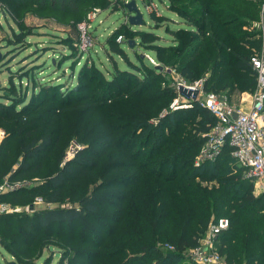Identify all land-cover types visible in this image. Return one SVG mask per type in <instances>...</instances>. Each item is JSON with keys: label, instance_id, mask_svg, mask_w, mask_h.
Segmentation results:
<instances>
[{"label": "trees", "instance_id": "1", "mask_svg": "<svg viewBox=\"0 0 264 264\" xmlns=\"http://www.w3.org/2000/svg\"><path fill=\"white\" fill-rule=\"evenodd\" d=\"M113 1L0 0L3 11L15 19L30 12L78 23L94 8H108ZM168 1V8L186 24L171 30L172 42L162 44L159 35L142 29H135L128 39L117 42L122 26L108 38L112 51L128 62V70L117 68L106 79L100 69L86 64L78 71L77 89L43 82L27 101L28 92H16L13 87L12 92L0 94V127L6 126L5 120L16 122L11 133L18 137L23 155L11 178L29 172L30 160L61 141L68 144L75 139L83 146L49 177L47 190L42 187L33 193L34 198L43 197L52 205L65 199L64 193L74 187L70 204L37 210L35 222L21 233L20 244L29 247L41 228L47 229L53 223L78 221L85 234L81 241L87 244L92 242L90 238L97 240L95 247L101 249L95 255L105 259L106 264H178L184 250L200 245L211 221L226 217L229 225L218 236V250L226 264H264V194H254L253 181L244 177V169L232 158L230 146L214 162L195 163L217 119L198 102L193 108L171 110L170 102L177 90L171 84L174 75L165 70L175 68L189 82L203 78L206 90H224L231 101L236 89L253 92L257 74L250 58L262 47L257 23L264 0ZM113 8L116 10L117 4ZM151 15L155 27L169 20L163 14ZM22 33L14 31L8 45H16ZM131 39L135 41L132 50L136 62L123 46ZM137 45L154 55L162 68L140 53ZM29 74H20L17 79ZM123 74L129 84L121 87ZM31 76L34 79V74ZM167 76L172 81L165 83ZM95 80L98 82L92 84ZM10 82L14 85L15 77ZM164 108L167 112L161 114ZM194 108L198 110L197 122L192 117ZM183 111L189 114L185 117ZM43 115L49 120L45 127L34 125ZM69 115L76 117L66 124ZM56 119L60 122L58 134L50 128ZM1 162L0 179L9 171L2 170ZM83 179L88 183L79 195ZM108 207H115L112 216ZM106 219L114 223L110 225ZM104 227L107 230L103 232ZM97 229L102 231L95 235ZM106 237L110 238L103 245ZM0 243L19 255L9 240L0 238ZM86 253L91 254L67 250L57 264H79L87 258Z\"/></svg>", "mask_w": 264, "mask_h": 264}, {"label": "rangeland", "instance_id": "2", "mask_svg": "<svg viewBox=\"0 0 264 264\" xmlns=\"http://www.w3.org/2000/svg\"><path fill=\"white\" fill-rule=\"evenodd\" d=\"M153 1L157 4L160 11L159 16L163 14L169 18V20L163 21L162 25L158 27L154 26L156 20L153 19L151 13L146 8L148 0H145V2L137 0L138 8L143 14L144 23L135 26L127 25L129 24L127 21L128 13L126 12L122 0H114L112 6L108 8H103L101 6L94 8L93 11L96 13L97 18L91 23L90 28V35L93 38V42L92 45L85 48V50L82 48L81 44L82 32L79 28L80 22L69 20L58 21L55 17L38 15L30 12L22 19H15L8 11H3V5L0 2V94L12 92L14 88L16 92L22 93L27 91V101L35 87L39 89L43 82H53L55 84H61L69 88L75 87V89H77L78 71L82 66H86V64L100 69L106 79L111 78L112 75L115 74L117 68L128 70V62L120 55L115 54L110 44H108V38L115 29L121 26L123 27L120 32H122L121 34L124 39H128L131 36V32L135 29L153 31L161 38L158 42L168 44L173 40L171 30H177L186 26L184 20L168 8V0ZM114 4H117L116 10L113 8ZM88 14L89 12L87 15ZM258 23L257 27L260 29V24L258 25ZM14 31H21L23 35L17 39L18 43H16V45H8V42L14 38ZM135 40L139 39L136 37ZM123 46L129 58L133 62H136V56L132 47H130L127 42L123 43ZM137 48H139V52L144 53L146 57L149 55L155 59L154 55L150 52H146L145 49H142V46L137 45ZM83 53H85V55L81 58V54ZM74 62H76L75 67H73ZM173 69L175 70L173 74L174 81H172V77L167 76L165 83L172 81L171 84L176 88L177 84L186 79L182 77L175 68ZM28 72L30 73L28 77L24 76L21 80L17 79L20 74L27 75ZM32 74L35 76L34 79L31 76ZM12 77H15L14 85H11L10 82ZM201 79L203 78L197 80ZM83 82L86 83V79ZM97 82L98 81L95 80L92 84ZM119 84L121 87L129 84L125 74L119 79ZM131 86H134V84H131ZM11 87H13V90L10 89ZM61 90H64V88H61ZM242 90L236 89L232 93L233 102H231L238 107H245L249 104L253 94L250 89L246 88ZM221 92L224 93V90ZM59 95L60 94L56 96L55 100L59 98ZM174 99H172L170 105ZM1 100L7 102V99L3 98ZM193 107L194 104L190 107L181 108ZM42 110L43 109L38 110L33 116H38L40 114L39 112ZM166 112L167 110L164 108L161 114ZM197 112L198 110L194 108L192 113L194 122H197L199 119V117H196ZM187 114H189V111H183L185 117ZM73 117H76V115H69L65 118V123H71ZM47 121L49 120L44 118L43 115L41 118L37 117V120L34 121V125L45 127ZM154 122L156 123L157 119H155ZM4 124L6 126L0 127V150H2V153L0 152V160H2L1 163H3L2 170L6 169L9 171L0 179V185L4 186L5 189L4 192L0 194V205L5 204L6 206L5 210L0 211V238L9 240L14 249L18 251L19 255H13L8 248L0 243V264H7V262H13L14 264H45L50 262V260H52L51 264H57L61 256L66 253L67 250H70L72 253H74L75 250L91 252V254L86 253L88 254L87 258L79 261V264H106L105 259L95 255V251L101 249V247H95V242L97 240L90 238L94 244L92 242L85 244L81 241V238L84 237L85 234L83 233L82 223L78 221L70 224L53 223L47 229L41 228V234L33 240V243L29 247L19 243L21 238L20 235H22V232L26 231L27 225L31 224L33 221L35 222L33 217L37 210L48 206H56L58 204H70L71 198L74 195V187H72L70 191L64 193L66 196L65 199L63 198L60 201L61 203H53L52 205L47 203L44 199L43 201H36V198L33 197V193L42 187L47 190L49 188V177L61 170L66 162L71 160L83 146L75 139L68 142V144H64L63 141H61L56 146L48 148L41 157L30 160L31 170L29 172L11 178L12 173L19 167L23 155L19 152L18 137L11 133V130L15 128L16 122L14 121L13 123L12 120H5ZM50 128L53 130L54 134H58L60 122L57 121V119L54 120ZM64 145L63 158L60 160L61 150ZM149 146L150 145H148V147ZM202 146L197 155H199ZM4 153H6V156H2ZM87 183L88 180L83 179L79 195L84 192ZM253 184L254 194L263 195L264 189L258 186V184ZM11 186L15 187L14 190L11 189ZM114 209L115 207H108L107 211L110 213V216H112L113 213L111 212H113ZM106 222L110 225L114 223L113 219H106ZM91 223L97 226L96 221H91ZM101 229H103L104 232L107 230V227ZM101 231L97 229L95 232L96 234H94L97 235ZM109 238L110 237L105 238L103 245L108 242ZM63 243H67L68 245H63ZM163 245L173 249V247L168 244ZM182 254V258L179 260L178 264H197L191 258L190 250H184Z\"/></svg>", "mask_w": 264, "mask_h": 264}, {"label": "built area", "instance_id": "3", "mask_svg": "<svg viewBox=\"0 0 264 264\" xmlns=\"http://www.w3.org/2000/svg\"><path fill=\"white\" fill-rule=\"evenodd\" d=\"M118 1V0H115ZM123 4L131 0H122ZM137 3V0H135ZM145 2V0H141ZM138 5V3H137ZM146 8L150 13L159 15L160 11L153 0H148ZM97 15L92 10L86 19L79 24L81 29L82 48L92 45L93 38L90 35L91 23L96 20ZM128 21V16H127ZM261 29L262 47L250 58L253 70L257 74V84L253 91L252 98L245 107H238L232 103L223 92L208 91L204 87V80L194 82H183L176 85L177 96L171 103V109L190 107L198 102L201 107L211 111L217 122L206 134V140L199 155L196 156L197 165L204 162H214L224 152L227 146L231 147V156L235 162L244 169V177L251 179L253 183L264 189V4L262 5L261 20L258 23ZM122 34L116 38L117 42H123ZM150 62L159 65L156 60L147 55ZM166 72L174 74L175 70L165 68ZM180 85L188 89L198 90L194 99L180 92ZM14 186L11 189L14 190ZM4 186L0 185V194L4 192ZM36 201H43L38 196ZM6 206L0 205V211ZM229 225L226 217L211 221L207 230L200 239V245L190 250L191 258L197 264H226L224 256L218 250V236L221 230Z\"/></svg>", "mask_w": 264, "mask_h": 264}, {"label": "water", "instance_id": "4", "mask_svg": "<svg viewBox=\"0 0 264 264\" xmlns=\"http://www.w3.org/2000/svg\"><path fill=\"white\" fill-rule=\"evenodd\" d=\"M126 12L128 13V23L131 26L139 25L144 23L143 14L139 10L138 5L135 0H131L130 2L125 3ZM128 45L130 47L134 46L135 41L133 39L128 40ZM158 68H162V66H158ZM180 92L186 94L188 96H192L194 99L198 94V90L188 89L183 85H180Z\"/></svg>", "mask_w": 264, "mask_h": 264}]
</instances>
